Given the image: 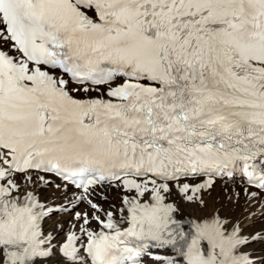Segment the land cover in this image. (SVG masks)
Returning <instances> with one entry per match:
<instances>
[{
    "label": "snow or ice",
    "instance_id": "1",
    "mask_svg": "<svg viewBox=\"0 0 264 264\" xmlns=\"http://www.w3.org/2000/svg\"><path fill=\"white\" fill-rule=\"evenodd\" d=\"M0 264H264V0H0Z\"/></svg>",
    "mask_w": 264,
    "mask_h": 264
}]
</instances>
